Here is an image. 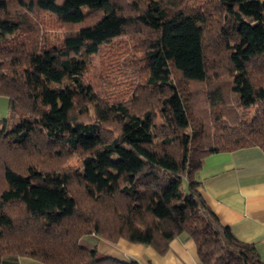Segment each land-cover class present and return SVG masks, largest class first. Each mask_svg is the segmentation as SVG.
<instances>
[{
  "label": "trees",
  "instance_id": "1",
  "mask_svg": "<svg viewBox=\"0 0 264 264\" xmlns=\"http://www.w3.org/2000/svg\"><path fill=\"white\" fill-rule=\"evenodd\" d=\"M44 15L60 43L38 42ZM124 37L142 77L110 102L85 76ZM0 94V264H135L81 244L92 233L160 254L184 234L202 264H264L197 177L208 154L264 149V0H0Z\"/></svg>",
  "mask_w": 264,
  "mask_h": 264
},
{
  "label": "crops",
  "instance_id": "2",
  "mask_svg": "<svg viewBox=\"0 0 264 264\" xmlns=\"http://www.w3.org/2000/svg\"><path fill=\"white\" fill-rule=\"evenodd\" d=\"M10 114L9 98L0 94V119ZM200 191L218 219L240 240L252 243L264 260V149L257 145L208 154L197 172ZM100 253L135 264H202L191 238L174 237L165 253L121 238L97 234L80 240ZM2 264H45L28 256H6Z\"/></svg>",
  "mask_w": 264,
  "mask_h": 264
},
{
  "label": "rangeland",
  "instance_id": "3",
  "mask_svg": "<svg viewBox=\"0 0 264 264\" xmlns=\"http://www.w3.org/2000/svg\"><path fill=\"white\" fill-rule=\"evenodd\" d=\"M41 15H43L41 13ZM45 26L35 36L40 44H58L64 37V28L57 25L55 21L47 15L43 16ZM125 40H119L120 43L114 47L106 48L109 56L95 54L90 61L89 69L86 73V80L97 90L99 96L110 102L121 100H129L132 92L136 91V83L140 81L142 73L136 68L137 62L132 60L130 65V57L133 54ZM139 56V55H138ZM135 59V58H134ZM86 118V117H84ZM87 119V118H86ZM116 129L109 131V135H113ZM81 158L78 154L65 158V166L81 167ZM95 234V233H92Z\"/></svg>",
  "mask_w": 264,
  "mask_h": 264
}]
</instances>
